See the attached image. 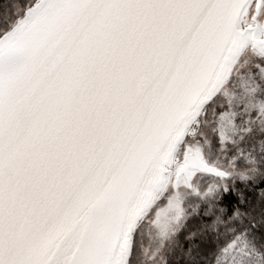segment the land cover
<instances>
[{
    "label": "snow or ice",
    "instance_id": "obj_1",
    "mask_svg": "<svg viewBox=\"0 0 264 264\" xmlns=\"http://www.w3.org/2000/svg\"><path fill=\"white\" fill-rule=\"evenodd\" d=\"M0 264H264V0H0Z\"/></svg>",
    "mask_w": 264,
    "mask_h": 264
}]
</instances>
